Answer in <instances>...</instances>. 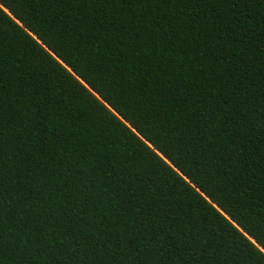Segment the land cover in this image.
Wrapping results in <instances>:
<instances>
[{"label":"trees","instance_id":"obj_1","mask_svg":"<svg viewBox=\"0 0 264 264\" xmlns=\"http://www.w3.org/2000/svg\"><path fill=\"white\" fill-rule=\"evenodd\" d=\"M0 3V264H264V0Z\"/></svg>","mask_w":264,"mask_h":264},{"label":"snow or ice","instance_id":"obj_2","mask_svg":"<svg viewBox=\"0 0 264 264\" xmlns=\"http://www.w3.org/2000/svg\"><path fill=\"white\" fill-rule=\"evenodd\" d=\"M0 7H3V4L0 3ZM248 237V240L251 244L259 250L260 253L264 254V230L257 229L255 232L250 229L245 233ZM253 241L255 243H253Z\"/></svg>","mask_w":264,"mask_h":264}]
</instances>
